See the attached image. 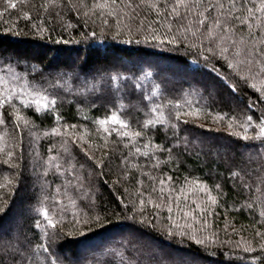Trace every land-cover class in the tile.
Masks as SVG:
<instances>
[{
  "label": "trees",
  "instance_id": "obj_1",
  "mask_svg": "<svg viewBox=\"0 0 264 264\" xmlns=\"http://www.w3.org/2000/svg\"><path fill=\"white\" fill-rule=\"evenodd\" d=\"M223 2L0 0V264H264V0Z\"/></svg>",
  "mask_w": 264,
  "mask_h": 264
},
{
  "label": "snow or ice",
  "instance_id": "obj_2",
  "mask_svg": "<svg viewBox=\"0 0 264 264\" xmlns=\"http://www.w3.org/2000/svg\"><path fill=\"white\" fill-rule=\"evenodd\" d=\"M114 2H115V0H114ZM227 2H228L229 6L226 9V11L229 13V15L223 16V20L219 16L215 18V25H216V27L220 28L222 32H228L229 27H230L229 20L234 22L237 19H241V17L234 16V15L231 14V9L233 7H235V0H227ZM196 3L203 4L204 0H195V3H192V4H189L187 2V0H174V5H173V7L171 9V14H174L176 17H178L180 21L187 20L188 19V15H195L196 16L195 23H197V24H199L201 26H204L207 23L208 19L210 18V15H205L204 11H194ZM9 7L15 8L16 5L14 3H10ZM216 7H220V8L223 9L225 7V4H224L223 0H218L217 4H213L211 6V8L207 9L209 14ZM180 8H186L188 10L187 14L182 15L181 12L179 11ZM248 11H249V15L252 16L253 18H255L254 13H252L251 10H248ZM259 11H264V9H257V12H259ZM221 15H223V13ZM241 22L243 23L242 20H241ZM209 27L211 28V26H209ZM207 34L211 38L212 35H213V30H208ZM193 35H195V33H193ZM43 100H44V103L41 105V107H43L44 110H47L50 106L55 104V100L49 101L47 99V97H43ZM36 103L39 104V101H37ZM248 119H249V121H251L252 118L248 117ZM111 120L114 123L120 124L121 128H124V127L128 126L127 122H123V121L118 120L116 115H113L111 117ZM100 123L103 125L105 122L101 121ZM231 126L232 125L230 124L229 127H231ZM105 130L107 131V129H105ZM124 135L127 136L128 133L125 132ZM135 135L139 136L140 134L137 132ZM258 137L264 138V126L260 127V130H259V133H258ZM244 138H247V137H244ZM212 202L215 203V200L213 199ZM43 216H44L45 219H48V217H49V213H48V211L46 209L43 212ZM48 222H49V224L52 227H55V224L53 223V221L48 220ZM245 250L246 251H251L250 248H246ZM45 251H47L46 248H45Z\"/></svg>",
  "mask_w": 264,
  "mask_h": 264
},
{
  "label": "rangeland",
  "instance_id": "obj_3",
  "mask_svg": "<svg viewBox=\"0 0 264 264\" xmlns=\"http://www.w3.org/2000/svg\"><path fill=\"white\" fill-rule=\"evenodd\" d=\"M209 91L211 92L212 90L209 89ZM117 100H119V98H117L116 101H117ZM132 239H134V238H132ZM136 240H137V242H138V246H137V247H141V246H142V247L144 248V246L142 245L143 243H141L140 240H138V239H136ZM118 244L120 245V242H118ZM122 247H123V249L126 250V251H129V250H131V249H136V248H133V247L131 248V247L129 246V244H126V245L123 244ZM145 247H147V246H145ZM113 248H114V247H113ZM117 250H118V249H117ZM118 251H119V250H118ZM112 252H113L112 248H111L110 251H107L108 255H110ZM88 257H91V256H88ZM96 257H97V256H96ZM161 257H162V256H161ZM116 259H117V261H122V258H120L119 255H116Z\"/></svg>",
  "mask_w": 264,
  "mask_h": 264
}]
</instances>
